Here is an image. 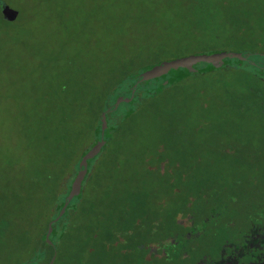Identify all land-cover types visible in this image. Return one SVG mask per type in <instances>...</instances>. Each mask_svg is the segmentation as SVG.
Masks as SVG:
<instances>
[{"label": "trees", "instance_id": "obj_1", "mask_svg": "<svg viewBox=\"0 0 264 264\" xmlns=\"http://www.w3.org/2000/svg\"><path fill=\"white\" fill-rule=\"evenodd\" d=\"M128 1L113 6V20L152 22L168 33L187 26L203 44L192 55L234 51L244 59L139 82L164 63L158 62L125 76L113 70L106 86L76 85L53 117L58 131L47 137L58 149L32 152L16 182L0 187V264H228L252 230L264 227L263 144L237 138L246 114L264 136V29L258 31L264 0ZM0 22L7 23L1 15ZM72 85L65 82L62 92ZM120 97L130 101L117 105ZM227 136L234 142L219 150L216 143ZM86 137L88 145L74 156L72 141ZM101 140L79 194L55 221L81 158ZM215 149L223 162L214 164L226 167L227 176L199 162L204 150ZM243 155L253 190L235 179L234 163ZM250 194L263 197L244 201ZM238 211L248 213L245 228L233 217Z\"/></svg>", "mask_w": 264, "mask_h": 264}, {"label": "rangeland", "instance_id": "obj_2", "mask_svg": "<svg viewBox=\"0 0 264 264\" xmlns=\"http://www.w3.org/2000/svg\"><path fill=\"white\" fill-rule=\"evenodd\" d=\"M0 2L18 11L15 21L0 22V187L16 182L32 152L48 151L50 147L58 149L56 141L47 140V137L58 131L53 117L57 107L66 98L73 97L76 85L89 88L100 83L106 86L111 82L109 74L113 70L125 76L145 66L198 53L203 47L187 26L168 33L152 22L141 25L130 18L113 20V6L123 8L129 4L128 0ZM170 2L176 6L183 3ZM174 22L175 19L172 24ZM254 28L257 30L255 23ZM263 29L258 28V31ZM65 82L73 83L69 94L62 92ZM244 117L243 120L239 118L244 130L237 133V138L241 143L253 139L256 144L262 143L264 149V136L257 130L256 120L247 114ZM72 125L74 129L77 126ZM233 142L231 136H227L216 144L221 150ZM88 143L87 137L74 139L71 143L74 156ZM218 149L214 152L204 150L201 156L205 159L199 162L209 169L221 170L219 174L224 177L228 173L226 167L218 164L223 162L218 159ZM250 151L245 153L248 159H253ZM244 159L246 156H239L234 163L238 173L235 179L250 190L256 182L253 173L247 174L244 170ZM13 170L18 174L12 176ZM242 174H247L244 182ZM262 197L250 194L244 195L243 200ZM247 214L244 211L233 214L239 226L245 228L242 217Z\"/></svg>", "mask_w": 264, "mask_h": 264}, {"label": "water", "instance_id": "obj_3", "mask_svg": "<svg viewBox=\"0 0 264 264\" xmlns=\"http://www.w3.org/2000/svg\"><path fill=\"white\" fill-rule=\"evenodd\" d=\"M0 15L4 21L7 22H13L17 19L18 17V11L15 9L10 8L7 5H1L0 6ZM228 58H233V59H238V60H243L244 57L240 53H235V52H221V53H212V54H196V55H189L177 60H172V61H167L162 63L161 65H158L154 67L153 69L144 72L141 75V79L139 82H145L149 81L158 77H162L166 75L168 72L171 70H176L178 68H183L187 69L189 71H194L193 66L199 63H208L211 64L214 67H218L222 64V62L225 59ZM130 99H124L122 97L117 99L116 104H120L122 102H129ZM101 123H102V129L105 131L107 125H106V117L105 114L103 113L101 115ZM105 142L101 140L98 142L96 145H94L80 160V171L76 175L74 182L72 184L71 191L69 195L67 196V202L64 205L63 209L60 211L58 217L55 219V221L63 214L64 208L66 205L76 196L79 194L80 189H81V183L86 175V168H87V161L89 159L94 158L96 155L99 154L101 148L104 146ZM51 225L50 223L48 225V231L46 235V239L48 240V237L51 233Z\"/></svg>", "mask_w": 264, "mask_h": 264}, {"label": "flooded vegetation", "instance_id": "obj_4", "mask_svg": "<svg viewBox=\"0 0 264 264\" xmlns=\"http://www.w3.org/2000/svg\"><path fill=\"white\" fill-rule=\"evenodd\" d=\"M250 237L251 240L245 248L238 250L236 257L229 259L228 264H264V227L263 229H253ZM245 251L248 252H246L248 258H245Z\"/></svg>", "mask_w": 264, "mask_h": 264}]
</instances>
